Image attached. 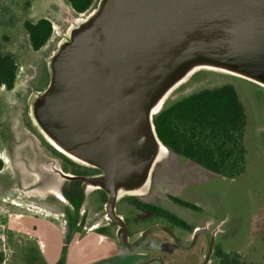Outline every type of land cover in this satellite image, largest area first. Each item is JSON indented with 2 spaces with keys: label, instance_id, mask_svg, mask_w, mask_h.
Masks as SVG:
<instances>
[{
  "label": "water",
  "instance_id": "95a60500",
  "mask_svg": "<svg viewBox=\"0 0 264 264\" xmlns=\"http://www.w3.org/2000/svg\"><path fill=\"white\" fill-rule=\"evenodd\" d=\"M204 63L264 85V0H102L53 57L34 120L46 138L102 170L94 176L59 172L107 192V217L123 228V246H135L156 229L185 245L159 224L129 242L116 204L122 192L147 185L159 160L163 143L153 117L163 103L153 116L152 110L190 67ZM203 231L211 234L208 264L215 231L197 228L195 237Z\"/></svg>",
  "mask_w": 264,
  "mask_h": 264
},
{
  "label": "rangeland",
  "instance_id": "374dc122",
  "mask_svg": "<svg viewBox=\"0 0 264 264\" xmlns=\"http://www.w3.org/2000/svg\"><path fill=\"white\" fill-rule=\"evenodd\" d=\"M101 1L95 0L88 11L78 13L67 0H0V54L12 53L19 66L14 90L0 87V149L6 150L0 155L7 161L0 172V212L3 213L0 216L6 215L12 204L17 203L21 210L28 211L29 207L33 212L61 218L62 212H67L68 220H74L66 210L71 207L69 201L65 198L63 202L61 192L68 194L72 183L80 181L60 176L62 160L34 120V104L41 96L39 92H44L51 82L53 57L89 22ZM42 17L52 22L53 35L41 49L34 50L24 23ZM227 83L236 87L248 113L246 171L229 178L168 149L155 164L143 189L122 192L118 198L116 213L129 221L133 233L131 241L156 224L174 226L184 241L192 239V230L208 227L215 231V251L208 264L217 263L219 249L239 253L243 264H264V85L220 69L200 68L172 89L163 105L195 91ZM24 172L30 177H24ZM80 188L83 209L90 211L91 222L107 223L110 218L102 202V190L86 183ZM170 195L188 200L199 208L182 206ZM129 196L169 210L184 219L190 230L171 225L167 218L140 208ZM4 231L0 226V259L1 253L9 252L10 248L1 238ZM78 234H84L82 228ZM168 239L167 233L156 229L137 247L120 245L125 254L106 258L98 264H140L162 253L169 264H202L208 254V237L204 235L200 241L202 244L203 239L206 240L205 247L198 244L193 255L192 250ZM158 245L164 246L163 252H159ZM102 249L99 246L98 252H108L100 251ZM96 252L95 249L83 257L79 254L77 259H89ZM68 254V248H63V262L68 260Z\"/></svg>",
  "mask_w": 264,
  "mask_h": 264
},
{
  "label": "trees",
  "instance_id": "16d2710c",
  "mask_svg": "<svg viewBox=\"0 0 264 264\" xmlns=\"http://www.w3.org/2000/svg\"><path fill=\"white\" fill-rule=\"evenodd\" d=\"M67 1L78 13L88 11L95 3V0ZM24 24L34 50L41 49L53 35L52 22L46 17L37 21L27 20ZM18 69L17 60L12 53L0 54V87L13 89ZM153 122L159 139L169 151L229 178L246 171L248 150L245 144V129L248 113L233 84L204 88L172 100L154 115ZM4 166L5 162L0 157V169ZM102 192L105 202L107 194L103 190ZM170 196L182 206L199 208L188 200ZM129 198L136 200L141 208L190 229L184 219L169 210L140 201L135 196ZM216 256V264H243L240 254L236 252L219 249Z\"/></svg>",
  "mask_w": 264,
  "mask_h": 264
},
{
  "label": "crops",
  "instance_id": "0c3cea01",
  "mask_svg": "<svg viewBox=\"0 0 264 264\" xmlns=\"http://www.w3.org/2000/svg\"><path fill=\"white\" fill-rule=\"evenodd\" d=\"M0 152H5V149L1 148ZM0 157L3 159L1 155ZM3 160L6 166L7 161ZM23 176L30 177L26 173ZM60 176L63 178L61 173ZM61 193L63 199L62 196L58 197L64 202L68 196L66 192ZM83 201L84 198L79 205L78 203L75 205L79 210L76 217L72 218L74 220H68V216L61 218L56 215L51 216L49 213L21 210L22 207L12 204L13 207L6 211L7 214L0 216V226L5 230L1 238L10 247L9 252L1 253L0 264L3 261L4 264H60L65 247L70 254L66 262L62 261L63 264H98L104 262L106 258L125 254L120 249L119 238H113L114 235L106 234L96 226H92L96 224L91 222L92 219L83 222L82 225L79 224L84 212ZM68 204L71 206L70 202ZM71 208L73 207H66V210L70 212ZM80 228L84 231L82 236L78 234ZM99 246L104 248L100 251L108 250V252L105 254L98 252ZM95 249L98 253L91 255L89 259L80 261L77 259L79 254L83 257Z\"/></svg>",
  "mask_w": 264,
  "mask_h": 264
},
{
  "label": "flooded vegetation",
  "instance_id": "af4514ba",
  "mask_svg": "<svg viewBox=\"0 0 264 264\" xmlns=\"http://www.w3.org/2000/svg\"><path fill=\"white\" fill-rule=\"evenodd\" d=\"M5 87V86H4ZM15 88V87H14ZM14 88L13 89H7V90H9V91H12V90H14ZM50 147V146H49ZM51 148V147H50ZM53 151H54V153L57 155V157H59L61 160H62V164H63V166H62V168H61V170H63V171H65V172H67V173H70L71 174V176H94V175H98L100 172V169H98V168H95V167H93V166H91L90 167V165H86V164H83V163H80V162H77V161H75V160H73V159H71L70 157H68L67 155H65L64 153H62V152H60V151H58L56 148H51ZM6 151V150H5ZM61 164V165H62ZM4 168V167H3ZM3 168L2 169H0V171H2L3 170ZM66 179V178H65ZM70 180H72V181H76V179L75 180H73V179H70ZM78 181V180H77ZM73 185L72 186H70L71 188H70V191H68L69 193V195L67 194V199H68V201L70 202V204H71V206L73 207L72 208V212L70 211L68 214H71V216L73 215V217H76V213H78V208H75V205L77 204V203H79V202H81V199H82V195L80 194L81 192V188H80V186H81V184L80 183H72ZM67 193V192H66ZM96 196V195H95ZM102 202H103V205L105 206V204H106V202L107 201H103L102 200ZM15 205H18V206H20L19 204H17V203H15ZM21 207V206H20ZM141 208V207H140ZM105 209H106V207H105ZM143 209V208H142ZM27 210H30V211H33V209H31V208H27ZM145 210V209H144ZM147 211V210H146ZM37 212H39V211H37ZM41 213V212H40ZM80 213V212H79ZM42 214H44V213H42ZM107 215V214H106ZM63 216L65 217V216H67V214L66 213H64L63 214ZM122 218H123V220L125 221V223H126V226H127V232H128V237H129V242H133V241H135L136 239H138L139 237H137L135 240H133V241H131L130 239H131V236L133 235V233H132V229H131V225H130V223H129V221L126 219V217H123V216H121ZM89 219H92V216H90V211H87L86 209L84 210V212H83V217H82V220H81V222L79 223V224H81L82 225V223L83 222H88V220ZM109 220V219H108ZM171 222V221H170ZM175 223H173V222H171V225H174ZM176 225V224H175ZM92 226H96V228L98 229V230H100V231H103V232H105L106 234H109V235H115L117 238H119V236L120 235H122V233H123V228H121L120 227V225L117 223V222H115V221H113V220H109L107 223H105V224H103V225H101V223L100 222H98L97 224H94V225H92ZM178 226V225H177ZM166 227H168L169 229H171L177 236H178V238L181 240V241H183L184 243H185V245H182V244H180V243H178V241L168 232V231H166V230H164V229H161L162 231H164L165 233H167L168 235H169V239L168 240H170V241H172L171 243H174L175 245H177V246H179V247H181V248H184V249H186V250H192L191 251V253H192V255L194 254V251H196V246L199 244V245H201V246H203V247H205V244H206V240L205 239H203V241H202V244H201V241H200V237L202 236V235H204L205 237H208V251H209V248H210V244H211V234L209 233V232H207V231H203V232H201V233H199V235L197 236V237H195V231H196V229L195 230H192L193 232V234H192V239H190V240H188V241H184V240H182V238H181V236L180 235H178L177 234V232L175 231V229H174V226H166ZM181 227V226H180ZM183 229H186V228H184V227H182ZM199 228H206V227H199ZM208 228V227H207ZM146 230V229H145ZM186 230H190V229H186ZM155 231V230H154ZM153 232V231H152ZM151 232V233H152ZM150 233V234H151ZM149 234V235H150ZM148 235V236H149ZM148 236H146L144 239H146ZM143 239V240H144ZM196 239V240H195ZM142 240V241H143ZM142 241H140V242H142ZM139 242V243H140ZM138 243V244H139ZM138 244H136L135 246H132V247H137V245ZM190 244H192V245H190ZM198 245V246H199ZM121 246H123L122 244H121ZM124 247H127V248H132V247H128V246H124ZM164 248V246H160V245H158L157 246V249L159 250V252H163L162 251V249ZM214 251H215V245H214ZM213 251V252H214ZM207 256V255H206ZM206 258V257H205ZM150 261V262H149ZM205 261V260H204ZM204 261L202 262V264L204 263ZM140 264H169L168 263V259L165 257V255H164V253H162V255H160V254H158V255H155V256H153L152 258H150V259H147L146 261H143V262H140Z\"/></svg>",
  "mask_w": 264,
  "mask_h": 264
},
{
  "label": "bare ground",
  "instance_id": "6f19581e",
  "mask_svg": "<svg viewBox=\"0 0 264 264\" xmlns=\"http://www.w3.org/2000/svg\"><path fill=\"white\" fill-rule=\"evenodd\" d=\"M200 68H209V69H220L222 71H226V72H230L232 74H235V75H240V76H243V77H246L244 76L243 74L241 73H238V72H232L230 70H227L225 68H221L220 66H216L214 64H210V63H204V64H195L193 65L192 67H190L189 69V74L195 72L196 70L200 69ZM187 75V76H188ZM186 76V77H187ZM185 77V78H186ZM185 78H183L182 80H180L178 83H175L167 92L166 94L164 95L163 99L160 101V103L154 108V110H152L151 114L152 116L158 111V109L160 108L161 106V103L164 102L165 98L168 96V94L170 93V91L172 89H174L179 83H181L182 81L185 80ZM47 140L49 143H51L52 146H54V148H56L58 151L64 153L65 155H67L68 157H70L71 159L77 161V162H80V163H83V164H86V165H90L89 163V160L83 158L81 155L75 153L74 151H72L71 149H69L67 146H65L64 144L60 143L58 140H56L55 138H51V137H47ZM159 143V142H158ZM157 143V144H158ZM159 146H160V152H159V155H158V159H160L167 151L168 149L163 145V144H160L159 143ZM157 159V160H158Z\"/></svg>",
  "mask_w": 264,
  "mask_h": 264
}]
</instances>
